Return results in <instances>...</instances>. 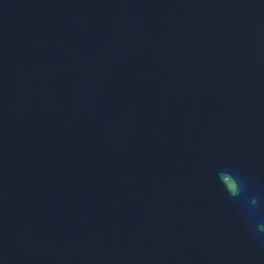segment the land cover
<instances>
[{"label":"water","instance_id":"1","mask_svg":"<svg viewBox=\"0 0 264 264\" xmlns=\"http://www.w3.org/2000/svg\"><path fill=\"white\" fill-rule=\"evenodd\" d=\"M261 224L264 0H0V264H264Z\"/></svg>","mask_w":264,"mask_h":264},{"label":"clouds","instance_id":"2","mask_svg":"<svg viewBox=\"0 0 264 264\" xmlns=\"http://www.w3.org/2000/svg\"><path fill=\"white\" fill-rule=\"evenodd\" d=\"M218 178L224 189L231 197H242L245 194L246 184L240 179L238 174L231 171H221ZM253 205H257L255 199L252 200ZM257 230L264 232V224L258 225Z\"/></svg>","mask_w":264,"mask_h":264}]
</instances>
